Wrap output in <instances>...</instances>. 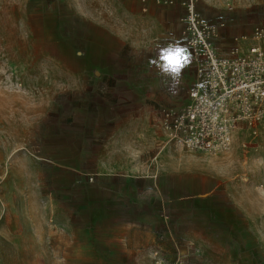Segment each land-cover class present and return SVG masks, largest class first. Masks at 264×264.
<instances>
[{
	"label": "rangeland",
	"instance_id": "374dc122",
	"mask_svg": "<svg viewBox=\"0 0 264 264\" xmlns=\"http://www.w3.org/2000/svg\"><path fill=\"white\" fill-rule=\"evenodd\" d=\"M116 1L0 0V264H131L130 256L84 247L115 214L132 219L142 264H151L153 250L168 264H264V120L256 135L240 127L216 155L169 143L158 117L188 104L192 60L170 41L148 50L108 36L103 48L90 47L97 30L77 13ZM196 11L222 25L213 39L220 56L233 37L264 27V0H197ZM101 25L115 34V21L93 27ZM177 49L174 74L161 57ZM134 76L144 111L137 138L130 128L124 141L123 84ZM113 133L112 158L138 166L134 175L112 174L115 183H133L135 200L120 208L108 205L94 171Z\"/></svg>",
	"mask_w": 264,
	"mask_h": 264
},
{
	"label": "built area",
	"instance_id": "2783aa9c",
	"mask_svg": "<svg viewBox=\"0 0 264 264\" xmlns=\"http://www.w3.org/2000/svg\"><path fill=\"white\" fill-rule=\"evenodd\" d=\"M173 4V0H154ZM197 0H186L179 17V37L169 46H183L193 63L194 76L183 108H165L159 127L169 143L190 151L216 155L226 150L236 131L245 126L252 135L264 120V27L249 36H235L225 55L213 45L218 27L196 11ZM151 264H168L152 251Z\"/></svg>",
	"mask_w": 264,
	"mask_h": 264
},
{
	"label": "crops",
	"instance_id": "0c3cea01",
	"mask_svg": "<svg viewBox=\"0 0 264 264\" xmlns=\"http://www.w3.org/2000/svg\"><path fill=\"white\" fill-rule=\"evenodd\" d=\"M183 1L185 0H175L174 7H161L156 6L157 4H155L154 0H117L115 7L97 8L95 10L93 8L90 10L85 9L84 11L89 12L77 13L80 18L76 17V20L79 19L81 22L89 24L90 28L97 30V32H90L89 39H86V43L90 47L103 48L105 46L104 41L110 36L118 46L131 45L139 49L146 48L150 50L155 49L157 46L159 47L160 44L162 45L167 41H176L178 39L181 28L179 17L182 15L180 12L182 11L181 3ZM82 14L85 16H81ZM100 14L101 18L99 19L103 21L111 23L115 21V34L111 35L103 25L93 27L94 23L99 20L97 18ZM219 33L221 36L226 35L224 31ZM95 59L89 63L91 67L95 66L97 62L94 61ZM97 75L94 83L100 85L104 76L103 71H101V74L97 73ZM133 80L128 79L123 84L124 92L122 94L124 95L125 103L122 109L126 110V115L119 120L122 125H119L120 129L117 134L121 133L124 141H128L126 136H128L127 133H129L130 128H132L133 136L140 133L139 120L144 111L141 83L137 80L135 81V76ZM131 95L132 98L129 97ZM103 123L104 120L98 118L94 120L93 126L100 128ZM92 133H95V130ZM115 134L113 133V136L109 137L106 142H104L105 140L101 141L106 143L107 147L105 148L104 146L105 149L102 148L98 156L94 158V163L96 164L94 171L96 174H102L101 179L103 184H105L103 185L105 196L107 197V202L110 203L108 205L116 204L120 208L135 200L133 183L122 179L120 182L115 183L112 181L114 180L112 174L115 173L120 176H124L122 174L134 175L135 171L138 170V166L134 162L130 164L123 161L124 159L126 160L125 157L121 161L112 158L116 153L119 155L118 150H116V153L110 150V146L116 142ZM90 141L85 142L86 146L90 144ZM59 165L65 167L61 163ZM127 218L119 214L107 216L103 221L105 225L102 230L99 233H89L87 236L88 241L84 247L91 249L92 253L101 250L103 254H124L125 256H130L128 259H130L131 264H142L141 241L138 235L136 237L135 234L128 230L132 219Z\"/></svg>",
	"mask_w": 264,
	"mask_h": 264
},
{
	"label": "snow or ice",
	"instance_id": "6c2138e0",
	"mask_svg": "<svg viewBox=\"0 0 264 264\" xmlns=\"http://www.w3.org/2000/svg\"><path fill=\"white\" fill-rule=\"evenodd\" d=\"M180 50H166L163 55L162 59L165 62L162 67L165 71L171 73H177L179 70L180 59L178 58V53Z\"/></svg>",
	"mask_w": 264,
	"mask_h": 264
}]
</instances>
